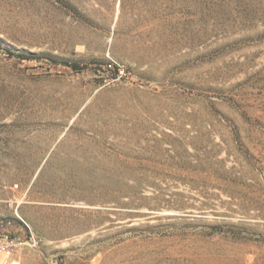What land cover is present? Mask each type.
Masks as SVG:
<instances>
[{"label": "rangeland", "instance_id": "1", "mask_svg": "<svg viewBox=\"0 0 264 264\" xmlns=\"http://www.w3.org/2000/svg\"><path fill=\"white\" fill-rule=\"evenodd\" d=\"M0 236L7 264H264V0H0Z\"/></svg>", "mask_w": 264, "mask_h": 264}, {"label": "built area", "instance_id": "2", "mask_svg": "<svg viewBox=\"0 0 264 264\" xmlns=\"http://www.w3.org/2000/svg\"><path fill=\"white\" fill-rule=\"evenodd\" d=\"M110 67L112 69H116V74L118 77H129L130 73L127 71V69L123 66H117L114 64H110ZM16 241L13 239H10L9 237H2L0 236V263L2 261L3 257H8L11 254H13L16 250Z\"/></svg>", "mask_w": 264, "mask_h": 264}, {"label": "bare ground", "instance_id": "3", "mask_svg": "<svg viewBox=\"0 0 264 264\" xmlns=\"http://www.w3.org/2000/svg\"><path fill=\"white\" fill-rule=\"evenodd\" d=\"M8 257H9V256H8ZM4 259H6V258H4ZM4 259L1 261V263H2V264H7L8 262H7V261L4 262Z\"/></svg>", "mask_w": 264, "mask_h": 264}]
</instances>
